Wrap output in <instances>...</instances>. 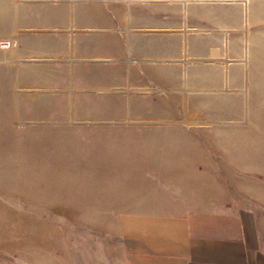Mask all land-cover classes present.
<instances>
[{
  "label": "rangeland",
  "instance_id": "rangeland-1",
  "mask_svg": "<svg viewBox=\"0 0 264 264\" xmlns=\"http://www.w3.org/2000/svg\"><path fill=\"white\" fill-rule=\"evenodd\" d=\"M244 212L262 236L264 0H0V264H127Z\"/></svg>",
  "mask_w": 264,
  "mask_h": 264
},
{
  "label": "crops",
  "instance_id": "crops-1",
  "mask_svg": "<svg viewBox=\"0 0 264 264\" xmlns=\"http://www.w3.org/2000/svg\"><path fill=\"white\" fill-rule=\"evenodd\" d=\"M255 222L244 212L230 233L195 237L172 225L177 231L169 243L145 245L127 264H264V233L258 235Z\"/></svg>",
  "mask_w": 264,
  "mask_h": 264
}]
</instances>
